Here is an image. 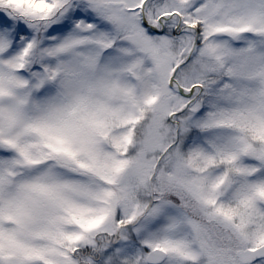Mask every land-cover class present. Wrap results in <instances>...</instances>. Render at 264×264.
<instances>
[{
	"label": "snow or ice",
	"instance_id": "obj_1",
	"mask_svg": "<svg viewBox=\"0 0 264 264\" xmlns=\"http://www.w3.org/2000/svg\"><path fill=\"white\" fill-rule=\"evenodd\" d=\"M0 264H264V0H0Z\"/></svg>",
	"mask_w": 264,
	"mask_h": 264
}]
</instances>
